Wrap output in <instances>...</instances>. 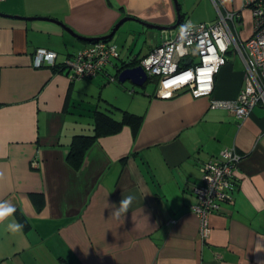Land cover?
Returning a JSON list of instances; mask_svg holds the SVG:
<instances>
[{
    "label": "crops",
    "instance_id": "obj_1",
    "mask_svg": "<svg viewBox=\"0 0 264 264\" xmlns=\"http://www.w3.org/2000/svg\"><path fill=\"white\" fill-rule=\"evenodd\" d=\"M177 2L175 28L127 20L120 27L140 49L128 48L123 58L114 34L108 41L119 57L93 78L72 79L65 60L91 42L65 26L85 37L109 33L124 16L172 26L174 0H0V13L9 15L0 14V202L16 208L0 222V264H264V106L239 120L210 107L207 96L158 90L155 79L137 93L117 80L122 64L148 54L186 20L214 22L219 10L234 9L239 37L252 34L242 0ZM39 47L56 52L54 65H34ZM245 77L242 59L231 53L212 97H235ZM96 110L143 119L135 136L128 126L99 135L74 168L67 161L71 139L94 132ZM226 147L242 155L237 182L210 215V235L202 241L192 186L200 181V164ZM32 193L43 194L40 209ZM129 195L128 212L113 218L112 206ZM13 221L24 226L20 232L8 230Z\"/></svg>",
    "mask_w": 264,
    "mask_h": 264
},
{
    "label": "built area",
    "instance_id": "obj_2",
    "mask_svg": "<svg viewBox=\"0 0 264 264\" xmlns=\"http://www.w3.org/2000/svg\"><path fill=\"white\" fill-rule=\"evenodd\" d=\"M242 6L249 9L252 17V34L248 38L239 37L237 10H219L214 22L186 20L182 25L192 26L186 34L181 35L180 27L174 34L165 36L138 64L150 80L157 81L158 90L163 85L170 93L187 90L194 97H210V107L224 108L243 120L256 105L264 106V0H242ZM231 53L242 59L245 84L233 98L212 97L215 76L229 62ZM56 55L53 50L39 47L33 54V63L37 67L45 63L54 65ZM118 57L114 43L98 40L66 59L64 67L72 79H89ZM241 157L235 147H226L215 158L200 164V181L192 186L196 202L191 210L199 219L198 235L202 241L210 235V215L219 210L235 187ZM31 164L35 166L38 162L32 160Z\"/></svg>",
    "mask_w": 264,
    "mask_h": 264
},
{
    "label": "trees",
    "instance_id": "obj_3",
    "mask_svg": "<svg viewBox=\"0 0 264 264\" xmlns=\"http://www.w3.org/2000/svg\"><path fill=\"white\" fill-rule=\"evenodd\" d=\"M132 61H134V59ZM137 63L138 60L129 64ZM125 65L126 64H122V66ZM142 119L143 115L135 114L129 111H123L121 117L117 119L108 112L96 110L94 115V132L92 134L73 135L70 142V152L67 156L68 163L74 168H79L86 150L95 142L99 135L113 134L119 131L122 127L128 126L131 129L132 134L135 136L141 126ZM31 198L36 203V208L40 209L44 201L43 194L32 193ZM18 215L19 219L23 221V214L19 211Z\"/></svg>",
    "mask_w": 264,
    "mask_h": 264
},
{
    "label": "water",
    "instance_id": "obj_4",
    "mask_svg": "<svg viewBox=\"0 0 264 264\" xmlns=\"http://www.w3.org/2000/svg\"><path fill=\"white\" fill-rule=\"evenodd\" d=\"M174 4H175L176 11H177V20H176L175 24L172 26H161V25L151 24V23H147L144 21H140V20H138L132 16H124V17L120 18L114 24V26L112 27V29L110 30L109 33H107L105 35H101V36L85 37V36H81V35L76 34L74 31H72L70 28H68L66 26L64 28L71 35L78 37L80 39H83V40H87L89 42H94V41H98V40H109L116 33V31L119 29V27L127 20H137L141 24H143L144 26H146L148 28H154V29H158V30L173 29L180 23V20H181V15L179 12L177 0H174ZM0 14L9 16L8 14H3V13H0ZM12 17L29 19V17H22V16H16V15H14V16L12 15ZM132 60H130V61H132ZM130 61L125 66L121 67V69L118 73V76H117V80L120 83H123L126 80H129L135 85L142 86L149 79V77L146 74L142 65H140V64H129Z\"/></svg>",
    "mask_w": 264,
    "mask_h": 264
},
{
    "label": "clouds",
    "instance_id": "obj_5",
    "mask_svg": "<svg viewBox=\"0 0 264 264\" xmlns=\"http://www.w3.org/2000/svg\"><path fill=\"white\" fill-rule=\"evenodd\" d=\"M191 24L182 25L181 26V35L186 34L191 28ZM134 197L129 195L121 199L119 203V207L112 206L114 211L111 213V216L117 220H119L122 216L124 217L125 213L128 212L129 206L131 205ZM16 211L15 206L11 203V201H3L0 202V222H2L6 217L11 216ZM23 225L13 221L8 225V230L11 232H20L23 229Z\"/></svg>",
    "mask_w": 264,
    "mask_h": 264
},
{
    "label": "rangeland",
    "instance_id": "obj_6",
    "mask_svg": "<svg viewBox=\"0 0 264 264\" xmlns=\"http://www.w3.org/2000/svg\"><path fill=\"white\" fill-rule=\"evenodd\" d=\"M125 24H128V23H130L129 21H126V22H124ZM240 23H237L236 25H239ZM116 35L113 37V39L115 38H117L119 41H120V44H119V46H120V48H121V51H120V53H121V55H122V57L123 58H126V54H127V52H128V48L129 49H131L132 47H135V46H137V49H136V52L140 49V45H141V42H137L138 40H137V38H135V37H130L129 35H128V32H127V30H126V27L124 26V27H119V29L116 31V33H115ZM117 36H119V37H117ZM129 38V39H131L129 42H125V40H126V38ZM134 38V39H133ZM137 41H136V40ZM127 43V44H126ZM122 45V46H121ZM127 45V48L126 49H123V47L125 48V46ZM125 83H127V84H129L130 85V87H134V89L136 90V92L138 93V92H142L143 90H144V87H141V86H137V85H134V84H132L131 83V81H129V80H126V82ZM148 86H151L153 83H152V80H148L147 81V83H146Z\"/></svg>",
    "mask_w": 264,
    "mask_h": 264
},
{
    "label": "bare ground",
    "instance_id": "obj_7",
    "mask_svg": "<svg viewBox=\"0 0 264 264\" xmlns=\"http://www.w3.org/2000/svg\"><path fill=\"white\" fill-rule=\"evenodd\" d=\"M217 1V0H216Z\"/></svg>",
    "mask_w": 264,
    "mask_h": 264
}]
</instances>
